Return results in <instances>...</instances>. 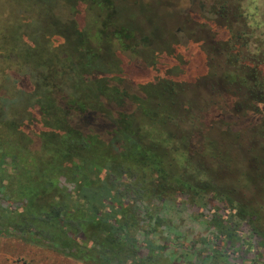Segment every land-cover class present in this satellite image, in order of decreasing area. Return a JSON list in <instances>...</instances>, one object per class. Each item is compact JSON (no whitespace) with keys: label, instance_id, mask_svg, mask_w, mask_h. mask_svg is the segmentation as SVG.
<instances>
[{"label":"trees","instance_id":"obj_1","mask_svg":"<svg viewBox=\"0 0 264 264\" xmlns=\"http://www.w3.org/2000/svg\"><path fill=\"white\" fill-rule=\"evenodd\" d=\"M180 1L0 0V237L81 264H264V0ZM176 199L208 217L186 261L137 238Z\"/></svg>","mask_w":264,"mask_h":264},{"label":"rangeland","instance_id":"obj_2","mask_svg":"<svg viewBox=\"0 0 264 264\" xmlns=\"http://www.w3.org/2000/svg\"><path fill=\"white\" fill-rule=\"evenodd\" d=\"M162 2H168L169 0H160ZM183 8L188 5L187 0L180 1ZM166 7V8H165ZM168 8V5L158 3L153 6V9L157 12H162L160 17L163 21H167V18L162 16L166 15L164 11ZM185 12V11H182ZM167 16V15H166ZM166 19V20H164ZM170 20V19H169ZM171 21V20H170ZM173 24V22L171 21ZM195 22L188 25H194ZM176 28L179 25H171ZM191 27V26H190ZM193 29H197V25H194ZM176 34V33H175ZM178 37V34H176ZM180 40L182 41L181 36ZM256 119V117H255ZM251 123H254L253 121ZM63 183V182H62ZM72 188V186H68ZM174 202V203H173ZM168 203L158 204L155 210L156 215L159 217V225L155 231L149 230L145 227L146 220L141 224L143 229L138 233L137 238L141 240L144 236L154 241L155 244H161L160 237L157 233L159 231L167 234L169 237V248L167 253H171L174 259L180 261H186L183 256L185 255L182 248H187L190 242H194L195 248L199 249L200 254H203L201 248L202 244L206 243L210 230L209 225L206 223L208 220L207 211L198 213L196 210L181 203V200H175ZM147 234V235H145ZM163 234V235H164ZM161 234V236H163ZM166 237V235H165ZM164 238V237H161ZM256 259L259 257L261 262H264L263 251H254ZM262 256V258H261ZM0 264H81L71 258L62 257L52 253L51 251L35 247L33 245L25 244L14 238H2L0 237ZM201 264H207L206 261H202Z\"/></svg>","mask_w":264,"mask_h":264}]
</instances>
